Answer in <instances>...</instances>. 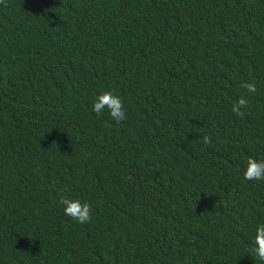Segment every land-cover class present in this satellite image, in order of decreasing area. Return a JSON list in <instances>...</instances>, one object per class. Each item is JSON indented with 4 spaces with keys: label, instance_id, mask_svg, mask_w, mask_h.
<instances>
[{
    "label": "trees",
    "instance_id": "1",
    "mask_svg": "<svg viewBox=\"0 0 264 264\" xmlns=\"http://www.w3.org/2000/svg\"><path fill=\"white\" fill-rule=\"evenodd\" d=\"M105 91L123 122L93 111ZM249 157L264 160V0L0 3V264H264Z\"/></svg>",
    "mask_w": 264,
    "mask_h": 264
},
{
    "label": "clouds",
    "instance_id": "2",
    "mask_svg": "<svg viewBox=\"0 0 264 264\" xmlns=\"http://www.w3.org/2000/svg\"><path fill=\"white\" fill-rule=\"evenodd\" d=\"M3 3V0H0ZM241 87L247 90L249 94H255L256 84L254 82H244ZM250 101L241 96L239 101L232 106V112L237 117H242L244 112L241 109L249 107ZM107 109L110 117L118 124L127 119L126 109L122 99L114 95L111 91H105L95 97L93 103V111L99 116ZM203 143L211 144L209 136L203 137ZM244 178L248 181L264 180V160L257 162L256 159L249 157L246 162V170L244 171ZM60 203L64 206V213L73 221L80 224H85L92 219V206L89 203H82L79 199H70L63 197ZM251 253L255 255L260 261H264V224H261L256 229V235L252 241Z\"/></svg>",
    "mask_w": 264,
    "mask_h": 264
}]
</instances>
